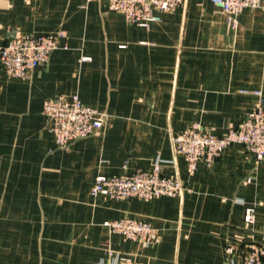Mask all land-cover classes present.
Wrapping results in <instances>:
<instances>
[{"label":"crops","instance_id":"0c3cea01","mask_svg":"<svg viewBox=\"0 0 264 264\" xmlns=\"http://www.w3.org/2000/svg\"><path fill=\"white\" fill-rule=\"evenodd\" d=\"M159 14L141 26L109 0H0V44L64 32L30 79L0 66V264H243L247 245L262 242L264 161L233 144L191 173L173 137L194 124L224 135L264 98V2L236 17L212 0ZM74 94L109 117L60 148L43 103ZM158 160L180 180L178 196L92 195L97 176ZM124 217L150 222L159 240L111 233L105 222Z\"/></svg>","mask_w":264,"mask_h":264},{"label":"built area","instance_id":"2783aa9c","mask_svg":"<svg viewBox=\"0 0 264 264\" xmlns=\"http://www.w3.org/2000/svg\"><path fill=\"white\" fill-rule=\"evenodd\" d=\"M186 0H109L110 10L122 13L130 23L149 26L161 19L160 12L177 9ZM212 2L229 16L236 17L245 8H257L264 0H212ZM55 34H16L5 44H0V66L3 74L10 79L28 80L37 67H43L58 47ZM259 94V101L246 118L236 126L227 129L224 135L206 132L202 126L194 124L174 135L176 151L188 163V169L194 173L200 161H214L233 144H241L256 160L264 161V98ZM43 114L50 123L57 145L67 148L71 142L86 138L100 131L108 120V113L90 106L82 101L78 94L70 98L51 97L44 100ZM183 187L178 178L163 174L161 164L157 161L152 171L136 170L124 174H101L97 176L92 187V195L97 197L122 200L141 198L151 200L161 195L178 196ZM255 207L245 210V228L253 230ZM111 232L121 233L126 237L155 243L159 240V230L150 222L125 217L105 222ZM262 242L247 245L242 260L243 264H264V232ZM233 246L227 252L232 253ZM120 264H148L124 256L119 257Z\"/></svg>","mask_w":264,"mask_h":264},{"label":"rangeland","instance_id":"374dc122","mask_svg":"<svg viewBox=\"0 0 264 264\" xmlns=\"http://www.w3.org/2000/svg\"><path fill=\"white\" fill-rule=\"evenodd\" d=\"M105 175H109V174H105ZM110 175H112V174H110ZM92 190V189H91ZM125 218V217H124ZM131 218H133V217H131ZM120 219H122V218H120ZM117 220V219H116ZM110 221H112V220H110ZM108 222V221H107ZM110 231V230H109ZM111 232V231H110ZM111 233H114V232H111ZM116 233V232H115ZM119 234H121V233H119ZM123 235V234H122ZM125 236V235H124ZM126 237V236H125ZM126 238H128V237H126ZM128 239H130V238H128ZM131 240H133V239H131ZM133 241H138V240H133ZM138 242H142V241H138ZM144 243V242H143Z\"/></svg>","mask_w":264,"mask_h":264}]
</instances>
